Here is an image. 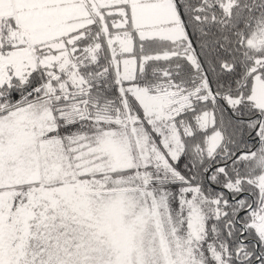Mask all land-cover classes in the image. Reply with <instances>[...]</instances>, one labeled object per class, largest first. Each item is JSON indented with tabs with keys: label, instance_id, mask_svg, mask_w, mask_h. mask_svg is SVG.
I'll return each instance as SVG.
<instances>
[{
	"label": "snow or ice",
	"instance_id": "obj_1",
	"mask_svg": "<svg viewBox=\"0 0 264 264\" xmlns=\"http://www.w3.org/2000/svg\"><path fill=\"white\" fill-rule=\"evenodd\" d=\"M0 264H264V0H0Z\"/></svg>",
	"mask_w": 264,
	"mask_h": 264
}]
</instances>
